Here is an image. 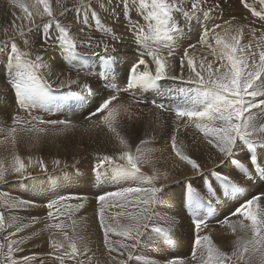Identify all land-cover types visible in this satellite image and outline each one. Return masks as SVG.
<instances>
[{
  "label": "snow or ice",
  "instance_id": "6c2138e0",
  "mask_svg": "<svg viewBox=\"0 0 264 264\" xmlns=\"http://www.w3.org/2000/svg\"><path fill=\"white\" fill-rule=\"evenodd\" d=\"M240 2L245 8H251L247 0ZM10 3L19 7L24 15L12 13L13 35L0 40V54L5 56L7 65L6 83L11 89V94L0 89V124L11 121L4 139H10L15 148L21 133L38 143L47 136L50 127L62 126L56 135L77 127L71 120L33 115L34 110L47 113L50 105L58 108L69 99L84 107V120L89 127L106 129L112 134L118 142V151L96 153L93 167L98 176H106L115 185V190L95 198L103 245L113 264H189L183 258L157 261L149 254L150 250L155 251L157 241L169 244L174 241L180 227L177 217L185 206L192 213L191 261L194 264H254L257 258L259 264H264V191H252L264 188V34L255 48L252 41L242 44L249 25L234 24L235 16L225 20L223 25L212 21L215 10L221 7L214 0H55L56 8L53 0H34L33 3L10 0ZM260 4L264 5V0H260ZM251 12L264 22V11L251 8ZM69 13L73 14L71 21ZM102 15L109 23L102 20ZM37 18L40 24L36 23ZM193 22L200 29L197 43L203 45L208 54L197 59L189 51L196 45L189 44L178 58L179 74L170 75L176 69L172 61L177 59L178 41L186 31H191ZM8 31L4 29L6 34ZM34 32L38 33V39L30 43ZM250 32L255 37L257 29L251 28ZM18 39L23 42V49ZM41 41L39 48L33 47ZM129 41L135 46L138 58L120 75L121 61L113 53L118 45ZM49 48L58 49L59 56L69 64L75 60L79 64L78 75L83 70L86 75H95L109 85L123 79L126 87L112 86L111 94L107 95L94 93L93 102L89 104L86 96L71 90L72 85H80L79 79L70 76L61 79L63 74L55 72L54 65L45 59L44 53ZM81 48L89 51L81 52ZM93 57L100 65L95 73L89 67ZM52 76H55V84L49 82ZM165 80L180 82L181 86L175 89L174 106L157 103L156 99L120 102L121 93L133 90H155L159 94L160 82ZM80 87L84 93L91 91L87 83ZM54 88L68 91L54 96ZM141 103H151L161 111L174 113L170 146L175 157L190 165L194 174L185 178L179 198L171 188L169 172H161L151 153L142 151L140 145L146 141H140L133 151L122 134L125 120L133 119L132 105ZM20 110L26 117L19 115ZM189 128L201 134L202 140L217 153L208 174L219 186V195L211 182L204 179L201 163L178 139L181 129ZM3 131L5 129L0 128V132ZM238 154L242 159H236ZM145 164L151 166V174L143 170ZM61 165L60 159L52 160L54 168L61 169ZM34 168H38L40 174H50L43 158L28 156L26 163L13 152L10 164L0 160V184L39 181L42 176L30 170ZM225 169L237 170L241 181L226 175ZM193 179L204 183L211 199L192 187ZM246 190L249 195L241 199ZM87 199L86 196L60 195L48 200V217L53 222L25 236L22 233L38 220L32 217L25 223L16 213L40 205L35 200L0 193V264H44L36 255L18 254L23 253L24 245L45 231L49 233L52 249L48 256L60 252L61 255L54 256L59 264H65V260L84 264L81 257L90 249L79 235L73 216L84 209ZM72 200L79 202L69 203ZM213 200L227 208L224 218L217 220L230 233L227 249L213 239L211 231H204L208 228L207 218L213 214ZM106 206L130 210L117 212L115 217L119 219L110 218L114 219L113 224L105 218ZM61 217L70 222L66 223ZM112 236L118 239L113 240Z\"/></svg>",
  "mask_w": 264,
  "mask_h": 264
},
{
  "label": "rangeland",
  "instance_id": "374dc122",
  "mask_svg": "<svg viewBox=\"0 0 264 264\" xmlns=\"http://www.w3.org/2000/svg\"><path fill=\"white\" fill-rule=\"evenodd\" d=\"M210 2H213V0H210ZM214 2L219 3L221 7L220 9L215 10L212 16V21L223 25V22L225 20H230L232 16H235L236 19L235 21H233L234 24H237V23L248 24L249 28L245 30V35L241 42L242 44H247L249 41H252L253 47L255 48L256 44L260 43L259 37L262 34H264V22H261L259 18L252 15L251 8H255L257 11H264V5L260 4V0H247V3L251 6V8H245L243 4L240 2V0H214ZM186 6L188 5L186 4ZM69 15H70L69 21H71L73 18V14L69 13ZM102 20H103V15H102ZM212 21H209V25H211ZM140 22L143 23V20H141ZM197 28L198 30H196ZM251 28L257 29L255 37L251 35V32H250ZM199 30H200L199 25L193 22L191 25V31H186L183 38H181L178 41L179 44L177 46V59L172 61V63L176 65V69L175 71L170 72L169 73L170 75L179 74L180 69H179V59L178 58L182 54V50L187 48L189 44L196 45V48L194 50L190 49L189 51L197 59H199L202 54L203 55L208 54V50L204 48L203 45L197 43L199 39V35H198ZM119 31H121V33L123 32L122 29H119ZM41 43L42 41L39 43V46L37 44L36 46H34V48H37V47L39 48ZM117 48H118L117 50L120 49V47L118 46ZM131 49L129 51L133 53V57L138 58L136 55V52H134L135 50L133 48ZM51 50H54L55 53H51ZM79 51L88 52L89 50L81 48L79 49ZM57 52L58 50H56L55 48H49L48 51L44 53L45 59L48 61L49 60L51 61L52 58L56 54L57 56H59ZM113 55H115V53H113ZM209 59H211V56H209ZM95 61H96V58L93 57L89 65V67L91 66L90 70L93 73L100 70L99 61H96L97 63ZM66 67H68L69 70L66 71L65 77H67L68 75L71 76L72 72L77 73L79 64L74 60L72 61L71 64L67 62ZM184 72H185L184 75L187 76L188 75L187 67H185ZM118 73L121 75V71L119 67H118ZM81 74H83V78L79 79L80 85H83L85 81L87 82L89 81L88 85L90 86L91 91L84 93L80 85H72L71 90L73 91L74 89L73 92H80L81 95L83 96L86 95V97L93 96L92 94H94L95 91L96 93L103 94V95L111 94L110 88L112 86L119 85V87L124 88L126 84L125 80L117 79L114 82V85H109L106 82H104L102 79L96 77L95 75L87 76L83 70L79 72V75ZM123 83H124V86H123ZM167 86L168 88H171V91H169L168 94L165 93L166 91L164 90V87H167ZM178 86H181L179 81L165 80V81L160 82V85H159L160 93L159 94L154 90H147V92H140L139 90H133L132 92H129V93H121L120 102L127 104V102L130 103L132 100L139 98L141 100H148V101L152 99H156L157 103H164L166 106H168L169 104L173 105V103L176 104L177 102L176 97H175V89ZM67 91H68L67 88L65 91L64 89H61V91L60 89H58L57 92H54L53 90V95L60 96L66 93ZM58 92H60V94ZM169 94H171L170 98H169ZM172 96L174 97V99L172 98ZM87 98L89 99V97ZM66 101L61 103L58 108L52 106L51 113H53L52 115L54 119L55 120H71L73 124L77 126H82V124H86L88 126L89 124L86 123V121L84 120V115H86L85 113H83L85 112L83 109L84 107L76 104L74 101H72V99H69V101L68 100ZM171 102L173 103L171 104ZM74 105L76 106V109ZM67 107H69V109L71 110L69 111ZM152 107L155 108V106H153L151 103H147V104L141 103L138 106L132 105L131 111L134 114L133 119L131 121L125 120L126 127L122 130V134H124L127 137L129 143L133 146V151H135L136 146L140 145V141L142 140L146 141L145 144L140 145L142 148V151L145 153H151V158L155 166L161 172L162 171L169 172V180L172 182L171 188L172 190H174L173 192H176L178 196H180L182 186L185 185L184 184L185 178L192 177L194 175L193 170L191 169L190 165H187L186 163L180 161L177 157H175L174 152L171 149L170 134H171L172 128L174 127V124H173V121L175 120L174 113H172L171 111H161L160 109L156 108L157 110L156 118L155 119L153 118L154 122L152 124V126L154 127V132L150 133L148 131V127L146 131L143 129L141 123L144 118L142 116L141 109L142 108L147 109V115L149 116L148 111H150ZM53 109H56V110H53ZM76 111H79V112L81 111L80 113L83 118L78 117L76 119V115H77V114L75 115ZM21 112L22 113H19V115L21 117H26V113L23 110H21ZM72 115H73V118L67 119L68 116L72 117ZM42 116L46 119L44 114H42ZM64 117L66 119H64ZM56 127H59V125ZM99 131L101 130L96 129V133H98ZM103 133L106 136L105 135L101 136L100 134L93 135V133L89 134L90 136L85 135L87 137L88 144L81 143V141L84 140L82 137V140L79 141L80 143L77 142L76 144H71L69 148L65 146H58L57 148H50V147H47L46 143L30 144L28 142H25L23 144L24 141H18L15 148H13V145L11 144L10 140L5 141L4 137H0V160L3 161L4 156H7L10 158L13 152H15V154H18V155L22 153V156H23L22 158L25 159L26 163H27L28 156H32L34 159L37 157H40V158H43L44 161L49 166L50 174H40V171L38 168L30 169L31 171L35 172L34 174H40L42 178L39 181H32V180L24 181L20 183L21 185H19L20 186L19 194L24 192V194H21L19 196V198L21 197L23 199L35 200V202L39 203L40 205L39 207H34L27 211H20L16 213L22 218V220L25 223H27L32 217H35L38 220L37 224L33 225V227L30 230L26 229L22 233V235H25V236L31 235L33 231H39L40 229H43L46 224L53 222L48 217V211H50L46 207L48 200L54 199L60 195L86 196L88 198L87 202L85 203L84 209H81L79 212H77L73 216V219L77 221V231L79 235L84 238V240L88 244V248L90 249V251H88L84 257H81V259L84 260V264H110L109 262L111 261L110 257L108 256L107 249L103 245V232L99 226V220H98L99 205L95 198L99 196L100 194H103L104 192L115 190V185H113L110 179L106 178V176H98L97 173L94 171L93 166L95 164V154L96 153L112 154L113 152H117L118 142L115 140L112 134L107 132L106 129L103 130ZM178 139L182 140L184 144L187 145V151L189 152V154L192 155L193 158L197 159L198 162L201 163L202 167L210 165V161L208 157L202 158L199 155V151L200 150L202 151L200 147L202 148V143L204 141L201 138V134H199L194 128H189L187 131H185L184 129H181ZM97 140H98V143L96 144ZM60 144H63V143H60ZM205 144L207 146H204ZM205 144L203 146L207 150L210 147L209 150L216 153L215 150L211 148V146H208L207 143ZM162 146H164V148H160ZM75 148L78 149L77 151H79V153L71 154L70 149L75 150ZM53 159H60L62 161L61 169H63V171H61V169H57L52 166ZM236 159H242V158L238 154L236 156ZM244 162H247V161H244ZM10 163L11 161L7 164H10ZM203 169H204V179L211 182L212 188H215L217 190V194L219 195L218 192L220 190H219V186L217 185L215 179L211 175L208 174L207 170H205L207 168H203ZM209 169H211V167L208 168V170ZM225 172H227L226 175L231 176L233 179L237 181H241V177L237 170L226 169ZM80 176H82V178L84 177L86 181L85 182L82 181L83 183L79 182L80 179H76V178ZM181 177L184 179H182ZM190 182L192 184V187L197 189V191L200 192L201 195H204L205 197L211 199V197H208V192H207V189L205 190L206 187L203 182H200L199 180H196V179H193ZM13 183H16V182L0 184V193H7L8 191H10L11 188H9L8 186L12 185ZM242 183L247 184L248 182L242 181ZM26 187L28 188L27 190L28 192H26V189H25ZM41 187L43 190L42 193L40 195H36L37 191H35V189L36 188L41 189ZM252 191L253 192L264 191V188H255V189H252ZM248 195H249L248 191L246 190L244 194L241 196V199H244ZM78 202L79 201L77 200L69 201V203H72V204H75ZM213 206H214L213 214L211 215V217L207 218L208 228L204 229V231H211L213 235V239L218 244H220L222 247H225L227 249L229 246L228 237L230 236V233L225 228H223L219 223H217L218 219H223L224 216L227 214V208L222 207L220 203L217 202L216 200H213ZM177 209L179 210V204H177ZM128 210L130 209H123V208H119L115 206H106L105 218L109 223L114 224V219H110V218L119 219L115 217V214L117 212H126ZM191 217H192L191 211H189L187 207L185 206L183 213L177 217L178 220L180 221V227L176 233V237L174 241L171 244L164 242V241H157V247L155 248V251L150 250L149 252V254L151 255V258L157 261H161L163 258H167V259L183 258L186 261H188L189 264H194V262L191 261V247H192L191 238H192V232L194 230L192 226V222H191ZM60 219L65 220L66 223L70 222L67 220L66 217H61ZM111 238L113 240L118 239V237L116 236H112ZM34 244L35 245L33 246H28L29 244L24 245L23 253L18 254V255H36L38 259L44 260V264H59V262L54 259V256L61 255L62 253L56 252L54 253L53 256L47 255L49 252L52 251L50 244H49V233L48 232L46 231L42 232L38 238H35ZM90 253L93 254V256L97 255L98 258H93L92 255H88ZM112 255L115 256L116 253L113 252ZM0 259H2V257H0ZM65 264H75V262H70L68 260H65ZM254 264H259L258 258L254 260Z\"/></svg>",
  "mask_w": 264,
  "mask_h": 264
},
{
  "label": "bare ground",
  "instance_id": "6f19581e",
  "mask_svg": "<svg viewBox=\"0 0 264 264\" xmlns=\"http://www.w3.org/2000/svg\"><path fill=\"white\" fill-rule=\"evenodd\" d=\"M24 2H26V3H33L34 2V0H24ZM53 7L54 8H56V7H58L57 6V4L55 3V0H53ZM16 13L17 15H24L23 14V12H22V10L19 8V7H17V6H14L13 4H11L10 3V0H0V40H4V39H7V36L8 35H13V32H12V30H11V22H12V20L14 19V17H13V15H12V13ZM242 12V11H241ZM70 16V15H69ZM134 18H136V17H134ZM103 20H104V22L105 23H109L108 22V20L103 16ZM16 23L17 24H19L20 23V21L19 20H17L16 21ZM36 23L37 24H40L41 23V20L39 19V18H37V21H36ZM143 23H144V21H143ZM24 26H25V28H27L28 27V22H27V20L25 19L24 20ZM33 27H35V26H33ZM5 28H8L9 29V31H8V33L6 34L5 32H4V29ZM194 28V27H193ZM123 30V29H122ZM196 30H198V28L196 29ZM195 30V31H196ZM121 32V31H120ZM197 33V32H196ZM196 38V37H195ZM38 39V33H33L32 34V36L30 37V43H32L33 41H36ZM17 43L21 46V48L23 49L24 48V45H23V42L22 41H20L19 39L17 40ZM39 43L40 42H38V43H34L33 44V47L34 46H36L37 44H38V46H39ZM49 43H51V41H49ZM179 44V43H178ZM118 47H120V49L119 50H117L116 52H115V56H117L119 59H120V61H121V63L119 64V69H120V71H121V75L123 74V71H124V69H126L131 63H133V62H135L134 60H136L134 57H133V53H131L129 50L131 49V48H133L134 49V46L131 44V42L129 41V43L128 44H125V45H118ZM38 48V47H37ZM205 48V47H204ZM118 49V48H117ZM56 50H58V49H56ZM132 50V49H131ZM135 52V51H134ZM51 53H55L54 52V50H51ZM58 53V52H57ZM48 54V53H47ZM49 55H50V53H49ZM199 58V57H198ZM131 60H133V61H131ZM97 61V60H96ZM95 61V62H96ZM50 64H53L54 65V71L55 72H58V73H62L63 75H61V79H65V78H67V77H65V75H66V71H68L69 70V68L68 67H66V63H67V61H65V60H63L60 56H57V54L52 58V60L50 61H48ZM94 63V62H93ZM97 63V62H96ZM91 67V66H90ZM178 67V66H177ZM178 70V69H177ZM185 73V72H184ZM45 74V76L47 77L48 76V74H47V72H45L44 73ZM4 76V77H3ZM88 76V75H87ZM6 78H7V65H6V59H5V56L3 55V54H0V89H6L7 91H8V93L9 94H11V89L9 88V86L7 85V83H6ZM70 78L71 79H82L83 78V74H81V75H77V73H73L72 72V75L70 76ZM84 80V79H83ZM98 80V79H97ZM120 80V79H119ZM94 81V80H93ZM49 82L50 83H53V84H55V82H56V80H55V76H52V77H49ZM87 81H85V83H86ZM89 82V81H88ZM88 82H87V84H88ZM84 83V84H85ZM83 84V83H82ZM119 84H121V83H119ZM176 84V83H175ZM119 86V85H118ZM123 86H124V83H123ZM125 86H126V84H125ZM124 86V87H125ZM74 87V86H73ZM66 90V88L64 89V91ZM164 90L166 91L165 93H169V91H171V88H168V86L167 87H164ZM58 91V89H55L54 88V92H57ZM60 91H61V89H60ZM73 91H74V89H73ZM155 91V90H154ZM141 92V91H140ZM143 92H147V91H143ZM59 94H60V92H58ZM95 93H96V91H95ZM154 94V93H153ZM93 95V94H92ZM170 95L171 94H169V98H170ZM83 96V95H82ZM86 96V95H85ZM87 97H89V99H88V103L90 104V103H92L93 101H92V99H91V97L92 96H87ZM172 98L174 99V97L172 96ZM171 98V99H172ZM69 101V100H68ZM73 101V100H72ZM170 101V100H169ZM67 102V101H66ZM128 103V102H127ZM173 102H171V104H172ZM74 104V103H73ZM76 105V104H75ZM74 105V106H75ZM170 105V104H169ZM173 105H175V103H173ZM68 109H69V107H67ZM74 108V107H73ZM81 108V107H80ZM79 108V109H80ZM51 109H52V106L50 105V111L49 112H47V113H45L44 111H33V115H40V116H42V114H44L45 115V117H46V119H54V117H53V113H51ZM57 109V108H56ZM56 109H53V110H56ZM64 109V108H63ZM75 109H76V106H75ZM84 109V108H83ZM71 109H69V111H70ZM82 110V109H81ZM64 111V110H63ZM68 111V110H67ZM141 113H142V116H143V121H142V123H141V125H142V127H143V129L146 131L147 130V127H148V131L150 132V133H152V132H154V127L152 126V124H153V118L155 119L156 118V112H157V110H156V107L155 108H153L152 107V109L150 110V111H148V114H149V116L147 115V109H141ZM54 112V111H53ZM73 112V111H72ZM81 112V111H80ZM79 111H76L75 112V115H76V119L79 117H82L81 116V113H80ZM19 113H22L21 112V110L19 111ZM61 113V112H60ZM69 113V112H68ZM83 113H85L86 114V112H83ZM68 115V114H67ZM84 115V114H83ZM64 116V115H63ZM148 116V117H147ZM62 118V117H61ZM60 118V119H61ZM71 118H73V115H72V117H70V116H68L67 117V119H71ZM75 118V117H74ZM83 118V117H82ZM64 119H66L65 117H64ZM79 120V119H78ZM87 123V122H86ZM10 124H11V121H6L5 123H3V124H0V128H4L5 129V131H3V132H0V137H4L5 138V136L8 134L7 133V129H8V127L10 126ZM84 128H83V127ZM82 126H77V128L75 127V128H73V129H70L69 131H67L66 133H64V134H60V135H56L55 133L59 130V128H61L62 126H59V127H56V126H54V127H50L49 128V132H48V134H47V136H45V137H43L38 143H46L47 144V147H50V148H57L58 146H65V147H67V148H69L70 147V145L71 144H76L77 142H79V141H81L82 140V137H83V139L84 140H82L81 141V143H85V144H88V141H87V135H89V134H92L93 133V135L94 134H100L101 136H104L105 134L103 133V131H99L98 133H96V129L95 128H93V127H88L86 124H82ZM161 131H163V130H161ZM160 131V132H161ZM86 135V136H85ZM90 136V135H89ZM88 136V137H89ZM106 136V135H105ZM162 136V135H161ZM164 137H165V135H164ZM90 139V138H89ZM10 140V139H9ZM92 140V139H91ZM18 141H24L23 142V144L25 143V142H28V143H30V144H38L34 139H31V138H28V137H25L24 136V134L23 133H21L20 134V139L18 140ZM96 142V141H95ZM60 143H63V144H60ZM80 143V142H79ZM98 143V140H97V142H96V144ZM206 142H203L202 143V148L200 147V149H202V151L200 150L199 151V155L203 158V157H208V159H209V161H210V165H207V166H205V167H202V168H207V169H205V170H207L208 171V168H210L211 167V169H212V167H214V160H215V158H216V156H217V154L216 153H214L213 151H210L209 149H210V147L208 148V150L204 147V146H207L206 144H205ZM205 144V145H204ZM204 145V146H203ZM90 146V145H89ZM209 146V145H208ZM160 148H164V146H162V147H160ZM78 149L77 148H75V150L73 149H70V153L71 154H77V153H79V151H77ZM205 152V153H204ZM20 156L21 157H23L22 156V153H20ZM12 157V156H11ZM11 157L9 158V157H7V156H4L3 157V161H5V164H7V163H9L10 161H11ZM142 168H143V170L145 171V172H147L148 174H150L151 173V170H152V168H151V166H149V165H147V164H145V165H142ZM206 171V172H207ZM226 171V169L224 170V172ZM163 172V171H162ZM205 172V173H206ZM35 173V172H34ZM173 173V172H172ZM225 174H227V172H225ZM171 175V174H170ZM181 175H183V174H181ZM188 176V175H187ZM185 177V176H184ZM182 178V177H181ZM11 179V178H10ZM76 179H80L79 180V182H81V183H83V182H85L86 180H85V178L83 177L82 178V176H80V177H78V178H76ZM182 179H184V178H182ZM83 181V182H82ZM177 182V181H176ZM27 184V183H26ZM29 184V183H28ZM185 184V183H184ZM19 185H21L20 183L19 184H17V183H13L12 185H10V186H8L9 188H11L10 189V191H8L7 193L9 194V195H11V196H13V197H18L19 198V196L21 195V194H24V192H22V193H20L19 194ZM31 185V184H30ZM77 185V184H76ZM79 185V184H78ZM29 186V185H28ZM216 188H218V187H216ZM26 189V192H28L27 190H28V188L26 187L25 188ZM197 190V189H196ZM205 190H206V188H205ZM35 191H37V193H36V195H40L41 193H42V187H41V189L40 188H36L35 189ZM174 191V190H173ZM219 191V190H218ZM220 192V191H219ZM218 192V193H219ZM180 193V192H179ZM174 194H175V196L177 197V198H179V196H178V194L176 193V192H174ZM25 195H26V193H25ZM21 198V197H20ZM38 205H39V203H37ZM35 243V239L33 240V241H30L28 244V246H33V245H35L34 244ZM38 243V242H37ZM88 255H92L93 256V254H88ZM93 258H98V256L96 255V256H93ZM110 264H113V262L112 261H110L109 262Z\"/></svg>",
  "mask_w": 264,
  "mask_h": 264
}]
</instances>
